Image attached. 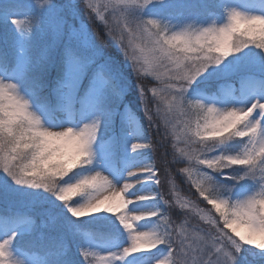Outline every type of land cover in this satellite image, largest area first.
<instances>
[{"label": "snow or ice", "instance_id": "6c2138e0", "mask_svg": "<svg viewBox=\"0 0 264 264\" xmlns=\"http://www.w3.org/2000/svg\"><path fill=\"white\" fill-rule=\"evenodd\" d=\"M145 262L264 264V0H0V264Z\"/></svg>", "mask_w": 264, "mask_h": 264}, {"label": "trees", "instance_id": "16d2710c", "mask_svg": "<svg viewBox=\"0 0 264 264\" xmlns=\"http://www.w3.org/2000/svg\"><path fill=\"white\" fill-rule=\"evenodd\" d=\"M84 18L87 19L86 13H85ZM92 27L96 31H101V32L105 31L104 23H102V22H97L96 21V24H94ZM143 82L147 86L148 95L151 96L150 91H149V89H150V83H149L148 76H145L143 78ZM152 107L155 110V102L152 104ZM161 133L163 134V122H161ZM167 139L169 140V147L170 148H171V146L173 144L175 145V147L177 149L185 147V145L183 143H181L179 140L175 139V137L172 136V135H169L167 137ZM161 151H163V149H161ZM169 158H171V157H169ZM186 166H188L187 163H184V164L176 165L175 167H177V168H183V167H186ZM176 184H177V190L176 191H177V195L179 197H185L186 199H189V200H195V197H193L192 194H191V192L189 191V186H188L187 183H182L180 179H177L176 180ZM200 207L203 208V207H205V205L204 204H201ZM208 207H210V206H208ZM101 215H103V213H101ZM173 218L175 219V217H173ZM83 219L88 220V219H91V218L90 217H85ZM197 221H199V217H196V220L195 221H192V222L195 223ZM177 222H179V221H177ZM200 223H203V222H200ZM122 238L123 237L121 236L120 239H122ZM101 242H104L106 244H111V243H114L115 241H101Z\"/></svg>", "mask_w": 264, "mask_h": 264}, {"label": "rangeland", "instance_id": "374dc122", "mask_svg": "<svg viewBox=\"0 0 264 264\" xmlns=\"http://www.w3.org/2000/svg\"><path fill=\"white\" fill-rule=\"evenodd\" d=\"M93 2L96 3L98 6H102L105 3V0H93ZM243 2L244 3H253V2H258V0H243ZM99 10L106 16V18L109 20V22L111 24H113V25L116 24V20L113 19V17L110 16L108 12H104L103 7H100ZM97 22L104 23V21H101L99 19H97ZM146 76H148L149 83H150V89H149L150 94H151V88L156 87L157 89H160L163 86L160 81H157L155 79L154 76H151V75H146ZM160 107H161V109H164V108H166V105L161 104ZM155 108H156V103H155ZM140 188H141V185H137V190H139ZM181 198H185V197H181ZM141 223L143 224L144 222H141ZM115 245L116 244L109 245V246H115ZM94 246L100 248L101 250H103L105 247H108L106 244H103V243H97ZM145 264H147V262H145Z\"/></svg>", "mask_w": 264, "mask_h": 264}]
</instances>
